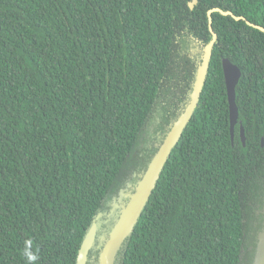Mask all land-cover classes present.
I'll list each match as a JSON object with an SVG mask.
<instances>
[{
    "label": "trees",
    "instance_id": "trees-1",
    "mask_svg": "<svg viewBox=\"0 0 264 264\" xmlns=\"http://www.w3.org/2000/svg\"><path fill=\"white\" fill-rule=\"evenodd\" d=\"M0 0V264H86L189 107L114 264H253L264 231V0ZM238 66L231 135L223 60ZM244 128L246 145L241 139Z\"/></svg>",
    "mask_w": 264,
    "mask_h": 264
},
{
    "label": "water",
    "instance_id": "water-1",
    "mask_svg": "<svg viewBox=\"0 0 264 264\" xmlns=\"http://www.w3.org/2000/svg\"><path fill=\"white\" fill-rule=\"evenodd\" d=\"M196 3L197 0H194V3L191 4V9L194 8V4ZM214 43L215 39L206 49L204 61L197 75V80L194 85L192 100L189 107L173 126L172 130L159 149V152L156 154L143 178L138 183L135 193L131 196L129 202L121 211L119 220L114 226L112 233L110 234V238L101 253L100 264H114L116 256L123 243L131 235L139 218L142 216L144 208L153 194L162 171L168 162L174 147L179 143L181 135L189 120L191 119L195 107L197 106L200 93L206 80ZM223 72L228 92L231 135L234 139L235 127L239 123V110L236 104V88L242 77V72L240 68L234 65L229 59L223 60ZM240 136L243 145L245 146L246 137L244 128L242 126ZM263 145L264 142H262V146ZM96 234L97 226L94 225L86 235V238L82 244L81 250L79 252L78 264L87 263L89 252L92 249L96 239ZM253 264H264V231L260 234V241Z\"/></svg>",
    "mask_w": 264,
    "mask_h": 264
}]
</instances>
